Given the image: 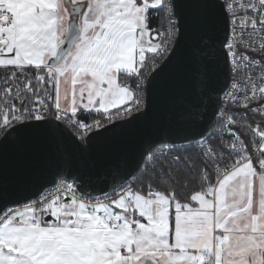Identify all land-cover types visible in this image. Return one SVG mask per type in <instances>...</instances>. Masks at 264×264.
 <instances>
[{
    "label": "snow or ice",
    "instance_id": "snow-or-ice-1",
    "mask_svg": "<svg viewBox=\"0 0 264 264\" xmlns=\"http://www.w3.org/2000/svg\"><path fill=\"white\" fill-rule=\"evenodd\" d=\"M160 12L162 32L149 27ZM189 33L191 99L139 178L115 165L93 179L58 150L54 187L21 199L10 145L52 135L87 153L93 133L148 107L157 58ZM225 69L242 73L227 91ZM0 73V264H264V0H0ZM91 111L105 121L78 115Z\"/></svg>",
    "mask_w": 264,
    "mask_h": 264
},
{
    "label": "water",
    "instance_id": "water-1",
    "mask_svg": "<svg viewBox=\"0 0 264 264\" xmlns=\"http://www.w3.org/2000/svg\"><path fill=\"white\" fill-rule=\"evenodd\" d=\"M223 35L220 32L219 38L223 39ZM199 39L198 35L189 33L178 43L177 49L171 52V62L168 57L161 64H167V67L148 90V107L127 120L106 126L108 131L100 129L99 135L93 133L94 139L87 153L75 151L70 138L52 135L10 145L7 150L9 178L25 185L21 199L33 196L41 186H53L50 184L53 172L50 165L58 150L72 152L75 166L88 172L93 179L102 178L115 165L132 173L128 180L134 178L138 173L137 165L141 167L143 164L142 152L151 145L160 146L157 142L167 139L178 114L186 101L191 99L193 52ZM229 79L230 75L225 69L219 78L218 87L225 90ZM37 173L38 182L33 186L29 181ZM0 208H3L2 202Z\"/></svg>",
    "mask_w": 264,
    "mask_h": 264
},
{
    "label": "trees",
    "instance_id": "trees-1",
    "mask_svg": "<svg viewBox=\"0 0 264 264\" xmlns=\"http://www.w3.org/2000/svg\"><path fill=\"white\" fill-rule=\"evenodd\" d=\"M159 13H152L151 14V19H150V22H149V27L150 29H153V30H156V29H159L161 26H162V20L160 19V17L158 16ZM148 57H152L153 54L151 53H148L146 54ZM2 74V73H0ZM122 77H123V74H122ZM128 84L129 86H132L134 84V81L132 80H129L128 81ZM49 88L51 89V86H49ZM50 95L52 97V99H54L55 97V90L54 89H51L50 91ZM50 102V101H49ZM51 103V102H50ZM100 115H102V112H95V111H91V112H87L86 114L83 113V114H79V116L81 118H86V119H94L96 117H99ZM244 136L247 137L248 140H251L252 139V134L249 133V132H245L244 133ZM257 140H258V137H257ZM143 165V164H142ZM140 174L139 172L135 175L134 179H137L139 178ZM186 191V190H185ZM183 194V192H182ZM190 194V193H189Z\"/></svg>",
    "mask_w": 264,
    "mask_h": 264
},
{
    "label": "built area",
    "instance_id": "built-area-1",
    "mask_svg": "<svg viewBox=\"0 0 264 264\" xmlns=\"http://www.w3.org/2000/svg\"><path fill=\"white\" fill-rule=\"evenodd\" d=\"M158 16L160 17V19L162 20V26L159 28V30H161V32L163 31V29L166 27V25H167V19H166V16H165V13H163V12H160L159 14H158ZM170 52H172V50H170ZM168 57H165L164 59H162V60H160L159 58H157V62H158V64L159 65H161L166 59H167ZM146 64H149V67H151V64H150V62L148 61V60H146ZM149 69L148 68H145V69H142V71H148ZM242 78V73L241 74H237L235 77H230V79H229V83H228V85L231 83V80L232 79H235L236 81H239L240 79ZM227 85V86H228ZM225 91H227V87H226V89H225ZM221 98L223 99V93L221 94ZM146 99H147V97H146ZM224 106L227 108L228 107V104H227V101L225 100V102H224ZM144 109V108H143ZM143 109H141L140 111H133V113H132V115L131 116H126L124 119H122V120H118V121H116V122H119V121H123V120H127V119H129V118H131V117H133V116H135V115H137L138 113H140ZM115 109L114 110H112V113H115ZM81 118V117H80ZM81 119H85V118H81ZM105 119H106V117H105V115H103V116H99V117H96V118H94V119H87V122H91L92 120H100L102 123L105 121ZM257 119H258V117H257ZM115 122V123H116ZM113 124V123H112ZM108 125H111V124H108ZM107 125V126H108ZM100 130V129H99ZM227 138V137H226ZM259 139V138H258ZM160 146H158L157 148H159ZM143 167V165L141 166V168ZM134 180V178H132L131 180H129L130 182L131 181H133ZM54 186H51V187H48V188H53Z\"/></svg>",
    "mask_w": 264,
    "mask_h": 264
},
{
    "label": "rangeland",
    "instance_id": "rangeland-1",
    "mask_svg": "<svg viewBox=\"0 0 264 264\" xmlns=\"http://www.w3.org/2000/svg\"><path fill=\"white\" fill-rule=\"evenodd\" d=\"M60 87H61V96L63 97L65 93H67V95H68V100H64V99L61 100L62 106L67 107L68 106V101L71 99V83H70V81L68 83H63L62 82ZM77 87H79V85ZM78 103H79V98H78ZM84 113L86 114L87 112H84ZM78 115H79V113H78ZM103 115L104 114L102 113V115H100V116H103Z\"/></svg>",
    "mask_w": 264,
    "mask_h": 264
},
{
    "label": "crops",
    "instance_id": "crops-1",
    "mask_svg": "<svg viewBox=\"0 0 264 264\" xmlns=\"http://www.w3.org/2000/svg\"><path fill=\"white\" fill-rule=\"evenodd\" d=\"M71 100V99H70ZM70 100L68 101V105H69V103H70ZM64 107V106H63ZM114 110V109H113Z\"/></svg>",
    "mask_w": 264,
    "mask_h": 264
}]
</instances>
